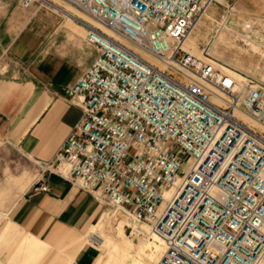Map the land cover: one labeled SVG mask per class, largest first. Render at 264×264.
Returning a JSON list of instances; mask_svg holds the SVG:
<instances>
[{"label":"built area","instance_id":"obj_1","mask_svg":"<svg viewBox=\"0 0 264 264\" xmlns=\"http://www.w3.org/2000/svg\"><path fill=\"white\" fill-rule=\"evenodd\" d=\"M64 1L131 47L85 26L94 56L63 88L80 115L31 189L52 173L114 207L162 241L155 264H259L264 136L235 111L264 127V83L182 47L215 0Z\"/></svg>","mask_w":264,"mask_h":264},{"label":"crops","instance_id":"obj_2","mask_svg":"<svg viewBox=\"0 0 264 264\" xmlns=\"http://www.w3.org/2000/svg\"><path fill=\"white\" fill-rule=\"evenodd\" d=\"M70 14H65L66 20L85 32L75 16L67 18ZM93 56V48L84 38L63 50H43L38 35L24 29L11 35L9 28L0 27V141L38 168L39 162L49 160L80 115L77 98L67 99L63 88ZM43 175L47 191L31 189L37 176L35 180L24 178L15 198L0 211V262L28 264L30 256L40 255L43 260L47 256L46 264H58L55 249L66 247L69 264H94L93 248L82 236L100 203L55 174ZM4 190L0 188V193ZM112 224L107 242L112 251L121 253L122 260L129 247H120L119 228L116 221ZM94 226L101 236V222Z\"/></svg>","mask_w":264,"mask_h":264},{"label":"rangeland","instance_id":"obj_3","mask_svg":"<svg viewBox=\"0 0 264 264\" xmlns=\"http://www.w3.org/2000/svg\"><path fill=\"white\" fill-rule=\"evenodd\" d=\"M75 8L77 7L64 0H0V27L9 28L11 35L20 29L38 35L42 40L43 50L47 48L63 50L74 41L78 42L84 38L86 33V30L78 31V28H74L70 24L73 21L66 20L65 14L71 13L68 19L75 16L76 23L80 20L94 27L98 26L88 14H84L83 11L79 13ZM208 8H212L213 11L206 16L201 28L191 37V41H194L201 31L195 41L198 52L192 54L201 56L200 51L205 44L209 54L207 58L222 72L232 74L238 79L242 73L249 74L264 83V0H215ZM121 41L130 46L127 42ZM150 59L151 63L157 64L155 60ZM240 117L248 127L264 136V127L261 124L249 117L243 115ZM38 172L39 168L34 163L5 141H0V188L6 189L0 193V211L15 198L20 181L27 177H33L35 180ZM114 221L119 228L120 247H129L122 260L121 253L112 251L106 238L111 233ZM98 222H101V236L96 230L97 227L92 229L94 225L98 226ZM82 238L93 248L94 259L96 258L94 264H138L135 256L142 262L141 264H146L144 256L135 253L143 236L136 233L128 219L110 205L100 204L98 213ZM146 240L149 241L151 238L147 237ZM71 242L69 239L68 243ZM55 250L54 256L59 259L58 264H69L70 261L65 257L66 247ZM29 259L31 263L28 264L49 263L47 256L44 260L40 255L30 256Z\"/></svg>","mask_w":264,"mask_h":264},{"label":"bare ground","instance_id":"obj_4","mask_svg":"<svg viewBox=\"0 0 264 264\" xmlns=\"http://www.w3.org/2000/svg\"><path fill=\"white\" fill-rule=\"evenodd\" d=\"M79 13L82 12L81 10L75 8ZM213 11L212 8H208V6L203 10L200 18L198 19V21L196 22V24L193 26L192 30L189 32L188 36L186 37L182 47L192 53V52H198V50L196 49V44H195V40L194 41H191V37L194 35V33L199 30L206 18V16L211 12ZM83 13V12H82ZM85 14V12H84ZM73 16V15H72ZM95 21V20H94ZM77 23L81 24L84 28L85 26H90V27H93V28H96L101 34L105 35V36H109L111 38H113L114 40H118L120 43H122L120 37H118L117 35H115L114 33H112L109 29H107L106 27H104L103 25L97 23L95 21V23L98 25L97 27H94L93 25L91 24H88V23H85V22H81L80 20L77 21ZM100 27V28H99ZM102 28V29H101ZM86 30V29H85ZM124 41V40H123ZM124 44V43H123ZM128 46V45H126ZM135 50V49H134ZM197 54V53H196ZM145 56V55H144ZM147 58V60H149L151 57H148V56H145ZM152 60V58L150 59ZM155 63H157L155 61ZM228 74V73H227ZM231 78L233 79H238L236 78L234 75H230L228 74ZM235 114L236 116L238 117V119L240 120V122L242 124H244L246 127H248L243 121H241V115L243 116H246L245 114L241 113V112H238V111H235ZM247 117V116H246ZM250 128V127H249ZM132 228L134 230H140V232L144 233L143 236V239H141L139 242H138V245H137V250L135 251L136 254H142L146 260V264H155V262L159 259V257L161 256L162 254V251H163V243L162 241L155 235V234H152V233H149L147 232V229L146 227L144 226H133L132 225ZM93 232V231H92ZM91 234V232H90ZM149 237L151 238V240L147 241L146 238ZM92 238V237H91ZM97 241V240H96ZM95 243V241H94ZM97 243V242H96ZM99 243V242H98ZM138 264H141L142 262H140V260L137 258V256H135ZM264 263V262H263ZM262 263V260L259 262V264H263Z\"/></svg>","mask_w":264,"mask_h":264}]
</instances>
